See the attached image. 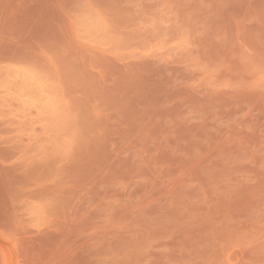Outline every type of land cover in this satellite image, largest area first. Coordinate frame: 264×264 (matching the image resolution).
I'll return each instance as SVG.
<instances>
[{
	"label": "rangeland",
	"instance_id": "rangeland-1",
	"mask_svg": "<svg viewBox=\"0 0 264 264\" xmlns=\"http://www.w3.org/2000/svg\"><path fill=\"white\" fill-rule=\"evenodd\" d=\"M0 264H264V0H0Z\"/></svg>",
	"mask_w": 264,
	"mask_h": 264
}]
</instances>
